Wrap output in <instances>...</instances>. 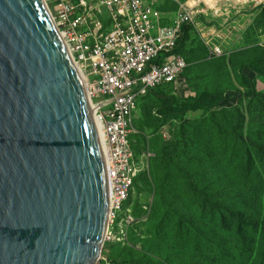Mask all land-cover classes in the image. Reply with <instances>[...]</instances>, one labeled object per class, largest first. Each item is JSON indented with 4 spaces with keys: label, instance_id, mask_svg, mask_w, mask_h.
<instances>
[{
    "label": "water",
    "instance_id": "1",
    "mask_svg": "<svg viewBox=\"0 0 264 264\" xmlns=\"http://www.w3.org/2000/svg\"><path fill=\"white\" fill-rule=\"evenodd\" d=\"M43 0H0V264H100L94 109Z\"/></svg>",
    "mask_w": 264,
    "mask_h": 264
},
{
    "label": "rangeland",
    "instance_id": "2",
    "mask_svg": "<svg viewBox=\"0 0 264 264\" xmlns=\"http://www.w3.org/2000/svg\"><path fill=\"white\" fill-rule=\"evenodd\" d=\"M188 35L183 48L189 66L182 89L176 92L171 88L168 94L186 98L208 92L224 96L225 100L212 111L192 112L180 120H169L156 115L158 103L154 97L148 94L140 99L131 123L134 152L144 156L145 172L133 192L136 223L128 228L123 243L103 246L100 264H110L128 252L124 248L143 249L148 238H152L153 250L160 246L162 251H170L172 264H231L233 249L227 244L231 239L226 234L222 237L226 242L219 240L222 243L217 257L203 259L200 250L193 249L194 242L215 241L214 236L223 228L218 215L203 218L199 213L194 185L200 182L210 195L212 192L245 197L264 187V78L259 84L255 82L258 95L247 97L239 74L240 65L255 56L257 47L237 51L229 48L218 56L208 50L198 28L194 27ZM171 145L176 147L175 153ZM160 162L164 167L158 165ZM163 205L171 207L176 215H184L185 237L178 239L172 230L176 229L175 216L167 220L163 235L157 233L155 218L166 211ZM232 219L229 217L228 221ZM202 221L208 226L201 227ZM188 230L194 232L195 239ZM177 251L181 255L175 257ZM247 256L245 252L243 257Z\"/></svg>",
    "mask_w": 264,
    "mask_h": 264
},
{
    "label": "built area",
    "instance_id": "3",
    "mask_svg": "<svg viewBox=\"0 0 264 264\" xmlns=\"http://www.w3.org/2000/svg\"><path fill=\"white\" fill-rule=\"evenodd\" d=\"M168 1L43 0L69 56L81 67L92 104L113 99L94 109L103 135L108 188L104 245L123 243L135 222L129 199L144 172V156L137 158L131 145L133 111L153 89L169 85L180 91L188 67L177 47L183 26L196 16L188 1L173 0L178 9L164 10ZM171 15L172 23L164 25ZM221 52L216 48L212 54Z\"/></svg>",
    "mask_w": 264,
    "mask_h": 264
},
{
    "label": "trees",
    "instance_id": "4",
    "mask_svg": "<svg viewBox=\"0 0 264 264\" xmlns=\"http://www.w3.org/2000/svg\"><path fill=\"white\" fill-rule=\"evenodd\" d=\"M173 4L175 5L174 7L172 6ZM177 9L178 5L173 0L168 1L164 8V10ZM258 10L259 12L255 17L254 26L257 31L264 34V6L258 7ZM256 21L259 22L256 23ZM192 29H194L192 23L183 26L182 36L177 47V53L183 56L186 62L187 59L184 56L183 47L185 41L189 38L188 33ZM250 44L257 47L255 48V56L251 58L249 57L248 60L240 65L239 74L241 84L247 90L245 95L247 97H254L258 95L255 85L256 78H264V47L258 45L255 40H252ZM250 51L253 52L254 50L250 49ZM187 69L184 75L186 74ZM169 90H171V87L167 85L166 87L153 89L148 93L154 97L158 103V107L155 110L158 118L180 120L188 113L212 111L219 107L225 100L224 96L214 95L208 92H201L193 97L180 98L174 94H168ZM262 93L264 97V92ZM132 138L133 135L130 136V140L134 152L135 149L132 143ZM171 148L172 152L175 153L176 147H172L171 145ZM135 155L139 159L143 157L137 153H135ZM158 165L164 167L163 162H160ZM144 174L145 172L138 176L134 189L137 187L141 176ZM193 191L197 193L195 201L198 204L199 213L203 215V218L211 214L218 215L223 226L217 235H213L215 241L208 239L201 243L194 242L195 246L193 249L200 250V254L205 256L203 259L217 257L219 256V243H222L219 240L226 242L222 239L224 234H226L231 239L227 244L233 249V253L231 254V264H264V187L261 186L257 189V192L251 194L249 197H245V194L226 196L221 193H214L212 195V192L210 195L209 190H207L200 182L194 185ZM133 192L129 199V205L131 206V213L136 223V217L134 216L133 211ZM163 207L167 208L166 211L155 218L157 221L155 227L157 233L163 235L166 229L167 220L172 216H175L176 229L174 230L172 228V230L177 234L178 239H180L181 236L185 237V233L182 230V227L185 225L183 222V220H185L183 219L184 215H176L171 210V207L167 205H163ZM190 216L193 217V214ZM229 217L233 219L228 221ZM206 226L208 225L202 221L201 227ZM187 233L190 234L192 239H195L194 232L188 230ZM151 241L152 238H148L146 241L147 245L141 250H135L134 248L122 249L128 252L115 257L110 264H172V255L170 251H162L160 246L159 250H153L152 246L154 244L150 243ZM118 245L120 244H105L104 247ZM245 252L248 254L246 258L243 257ZM180 255L181 252L177 251L175 257ZM136 256H139V258L134 259Z\"/></svg>",
    "mask_w": 264,
    "mask_h": 264
},
{
    "label": "crops",
    "instance_id": "5",
    "mask_svg": "<svg viewBox=\"0 0 264 264\" xmlns=\"http://www.w3.org/2000/svg\"><path fill=\"white\" fill-rule=\"evenodd\" d=\"M186 1L196 16L193 25L195 29L198 28L200 38L210 52L216 48L222 51L229 48L236 51L249 48L252 47L250 44L252 40L264 47V34L257 31L253 23L259 12L257 7L264 6V0H239L235 3H228L225 0ZM172 18L173 15L165 19L163 24L172 23ZM213 22L217 24H211ZM222 23H226V26ZM256 82L259 84L262 81L259 78Z\"/></svg>",
    "mask_w": 264,
    "mask_h": 264
},
{
    "label": "bare ground",
    "instance_id": "6",
    "mask_svg": "<svg viewBox=\"0 0 264 264\" xmlns=\"http://www.w3.org/2000/svg\"><path fill=\"white\" fill-rule=\"evenodd\" d=\"M76 70L79 73L80 78H81V80L83 82V85L85 87V90H86L87 89V84H86L85 79H84V77L82 75L83 73H82L81 67H76ZM95 127H96V130L98 131V137L100 138L101 153H102V157H103V146H102V141H101L103 139V135H102L101 125L95 121Z\"/></svg>",
    "mask_w": 264,
    "mask_h": 264
}]
</instances>
